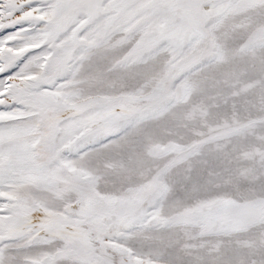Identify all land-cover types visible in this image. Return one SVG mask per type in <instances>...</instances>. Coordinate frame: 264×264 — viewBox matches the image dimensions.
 Instances as JSON below:
<instances>
[{
    "label": "snow or ice",
    "instance_id": "6c2138e0",
    "mask_svg": "<svg viewBox=\"0 0 264 264\" xmlns=\"http://www.w3.org/2000/svg\"><path fill=\"white\" fill-rule=\"evenodd\" d=\"M0 264H264V0H0Z\"/></svg>",
    "mask_w": 264,
    "mask_h": 264
}]
</instances>
